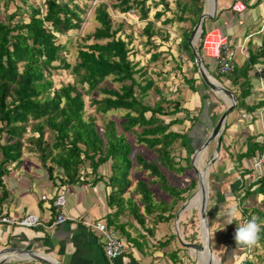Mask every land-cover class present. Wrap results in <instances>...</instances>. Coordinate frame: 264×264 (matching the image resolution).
<instances>
[{
    "label": "trees",
    "instance_id": "obj_1",
    "mask_svg": "<svg viewBox=\"0 0 264 264\" xmlns=\"http://www.w3.org/2000/svg\"><path fill=\"white\" fill-rule=\"evenodd\" d=\"M14 1L0 0L3 12L0 18V206L6 175L20 165L24 152L32 153L56 187L76 181L101 184L108 208L106 226L113 227L133 244L136 238L133 240L125 231L129 220L119 221L121 216L129 217L130 226L135 221L142 228H145V216L153 224L167 222L175 216L176 205L196 186L193 178L181 187L169 179L170 173L191 169L192 150L188 143L199 111L192 113L181 106L182 97L175 95L179 92L177 85L174 90H168L165 81L169 70H155L149 65L158 66V60L169 48L168 29L177 27L179 54L190 60L192 73H197L188 35L204 10L205 0L99 1L93 7L96 25L76 41L72 61L66 58L71 43L67 34L80 28L87 0H38L35 4L24 0V7L15 5ZM171 1L174 8L169 6ZM242 1L247 4V0ZM108 8L121 15L133 13V19L142 22L136 34L123 30L127 22L113 19ZM218 16L216 13L213 18L202 20L194 48L206 70L234 93L233 108L251 123L259 112H264V80L262 90L255 91L260 84L257 68L264 65V38L258 45L248 41L247 56L241 63H234L226 74L219 73L214 64L208 65L209 59L201 51L203 34L217 28ZM59 36L66 38L60 41ZM134 37L144 61L137 56L138 50L133 49ZM226 37L232 47L229 36ZM164 43L166 49H160ZM172 68L181 73L183 82L194 91L198 74L194 78L183 73L179 65ZM61 70L71 77L70 81L53 80V74ZM249 96H253L251 102L246 101ZM85 97H88L87 105L92 107L89 112L85 111ZM112 110L122 112L120 130L113 119L106 118V113ZM97 117L102 120L100 124L96 123ZM184 120L189 122L186 128H174ZM226 127L227 123L221 141ZM126 134H132L136 144L151 150L154 158L148 160L139 152L131 155L132 144ZM239 144L231 155L239 167L236 197H258L261 204L250 210L242 207L241 213L246 220L257 216L264 221V165L255 179L244 182L252 162L264 148V134L248 132L239 139ZM178 148H183L184 156L179 155ZM182 160L184 165L180 163ZM242 160L247 162L246 166ZM132 161L136 169L145 173V178L135 180L130 187ZM155 191L164 198L156 197ZM144 231L150 232V228ZM137 235L142 237L140 233ZM241 255L242 251L239 259ZM245 264H264V229Z\"/></svg>",
    "mask_w": 264,
    "mask_h": 264
},
{
    "label": "crops",
    "instance_id": "obj_2",
    "mask_svg": "<svg viewBox=\"0 0 264 264\" xmlns=\"http://www.w3.org/2000/svg\"><path fill=\"white\" fill-rule=\"evenodd\" d=\"M19 1L22 4L24 0ZM233 1L216 0L215 14L218 13L219 16L217 25L212 24H215L217 28L219 27L226 36H229L232 47L236 51L235 63L240 64L247 56L248 41L252 45H258L264 38V0H247V4L242 11L231 9ZM14 3H16V0ZM178 43L179 35L170 32V40L167 44L170 52L169 58L176 62L169 68L168 76L172 75V77L169 76L165 84L168 86L167 83H169L171 77L174 84L171 83L172 86L169 85L168 89L172 91L176 85L178 86L179 92L175 95L182 97L181 106L192 113L199 111L197 120L191 127L188 143L189 149L193 151L214 126L219 114L224 110L223 104H227V102L219 94L208 90L200 79L195 80V90L192 91L183 82L181 76L178 79L173 78L180 75L178 71L171 70L174 64L179 65L183 73L189 67V69H192L190 60L185 55L179 54ZM160 49L164 50L166 46H162ZM207 62L209 65L213 64L211 59ZM191 74L194 78H197V73L193 72L188 75ZM257 77L260 84L259 88L255 89L256 92L262 90L261 82L264 80V65L258 66ZM252 100L253 96L246 98L247 102ZM228 114L225 118L227 127L222 134V146L220 145L216 157L218 155L219 157L223 156L221 159L219 158L220 160H216L215 157L210 163L207 162L209 165L215 161L212 174L208 177L207 183L211 190L207 202L206 216L211 233V242H214L217 248L218 264H238L242 251V247H237L234 239L237 228L233 222L226 224V217L221 216L232 205L238 206L237 220H240L242 216L241 207L235 194V188L240 184V176L234 167L236 162L232 161L233 158H231L232 160L228 158L227 152L237 150L240 145L238 138L243 139L248 132L264 134V112H259L257 118L251 123H248V119L244 118L245 116L242 117V114L239 115V113L232 115L228 120ZM188 125L189 122L184 120L182 125L177 126L186 128ZM211 143L214 145V150L215 140ZM181 150L184 152L183 148ZM209 159L210 157L208 161ZM242 165L246 166L247 162L242 160ZM56 173L60 175L59 172ZM4 180L5 194L0 206L1 212L12 217L34 213L47 222V227L39 225L21 227L0 224V249L9 246L24 249L46 261L35 260L29 254L17 250H8L0 253V264H108L102 254V236L95 229L86 228L80 222L81 219L103 220L105 222L108 208L101 184L91 185L88 181H76L56 187L55 181L47 177L38 160H26L23 157L20 165L11 169ZM57 191H61L64 195L65 210L70 219L59 224L50 225V221L53 219L52 200ZM155 194L156 197L164 198V196L159 195L158 191H155ZM41 196H44V198ZM195 204L190 208V215L197 214L198 205ZM178 205L179 203L176 205L175 216L167 222L153 224L152 219L145 216V228L139 226L135 221H132L133 226H130L128 223L131 221L129 217L127 215L121 216L119 221L129 220L125 226V231L130 234L133 240L136 238V241L133 244L126 241L124 235L118 234V231L113 227H109L126 242L127 246L124 253L115 258L112 264H193L195 259L191 258V252L196 254L198 250L193 247H185L183 243L192 242L197 244L201 238L204 246H206V234L202 230V234L199 235L197 224V234L194 235L193 229L190 228L187 229L188 234H186L183 228L182 235H185V239L178 236L172 227V220L174 218L178 219L177 215L183 211L181 209L176 212L179 208ZM149 228L150 232L144 231V229L148 230ZM139 233L142 234L141 238H137ZM196 235L198 238L200 237L198 242L193 241ZM191 236L193 239H191ZM164 240L165 244L163 245L161 242ZM202 258L204 259L203 256ZM201 264H206L205 259Z\"/></svg>",
    "mask_w": 264,
    "mask_h": 264
},
{
    "label": "rangeland",
    "instance_id": "obj_3",
    "mask_svg": "<svg viewBox=\"0 0 264 264\" xmlns=\"http://www.w3.org/2000/svg\"><path fill=\"white\" fill-rule=\"evenodd\" d=\"M38 0H27L26 3H33L35 4ZM99 1H113V0H87L86 3L88 4L87 6V9L85 11V14L83 15V21L81 23V26L78 30L76 31H70L68 32L67 36H69L70 38V41L71 43L68 44V50H67V53H66V58L69 60V61H72L74 56H75V53H76V41L80 39V37L87 33V32H90L92 31L93 27L96 25V22L95 20L93 19V7L95 6V4ZM21 1L19 0H16V3L15 5H18L20 7H24L21 3ZM12 6V4H10ZM169 6L171 8H174V4L173 2L171 1V3L169 4ZM12 8V7H11ZM108 12L110 14V16L113 18V19H124L128 24H131L132 26H127V25H124L123 27V30H125L126 32H129L130 30H132V32H134L133 34H136V30L141 27L142 25V22L140 21H137V20H134L129 14H126V15H121L120 13L114 11V10H111L110 8H108ZM2 7L0 6V18L2 17ZM128 13H131V12H128ZM136 21V22H134ZM170 32L173 33H177L179 32V30L177 29V27H174V29H168ZM121 33V32H120ZM122 35V34H121ZM135 36V35H134ZM66 38V36H59V40L60 41H63L64 39ZM169 42V41H168ZM167 42V44H168ZM132 44H134L133 46V49L135 50H138V53H137V56L140 57L143 61L145 60L144 57H141V50H140V46L137 44V37H134V40L132 41ZM163 47L166 46V44L164 43L162 45ZM161 46V47H162ZM165 50V49H164ZM170 52L169 50H167V53L166 55H164L162 58H160L158 60V66H154L153 64H150L149 67L150 68H154L155 70L157 69H160L162 68L163 70H169V68L172 66V64L174 63L170 58ZM163 63V65L160 63ZM209 65V63H208ZM209 67V66H208ZM190 68V67H189ZM187 71H185V73L188 75L189 73H192L191 69H189ZM176 73V72H175ZM209 73V72H208ZM213 73V72H212ZM179 74H181L179 72ZM210 74V73H209ZM211 75V74H210ZM172 77V75H169ZM181 75H176L175 77L173 78H180ZM189 76V75H188ZM212 76V75H211ZM170 77V80H169V83H167V85H171L172 83V78ZM213 77V76H212ZM58 79H62L64 82L66 81H70L71 80V77L63 70L61 71H56V73L53 74V80L56 81ZM174 83H172L173 85ZM171 85V86H172ZM111 86H115V84H111ZM167 86V88H168ZM169 90V89H168ZM171 91V90H170ZM167 92V91H165ZM222 98L227 102V98L225 96H222ZM85 102H86V105H85V111L86 112H89L92 110V107L90 105H87L88 104V97H85L84 98ZM226 107V104H223V109ZM239 111L237 110V108H233L229 114H228V120L230 117H232V115H236L238 114ZM122 112L121 111H109L106 113V118H111L114 120V122L117 124V128L118 130H120V127H119V122L122 121ZM102 122V120L100 119V117H97L96 118V123L97 124H100ZM174 128H181V126L177 127V126H174ZM126 138L127 140H129L132 144V152H131V155H133V153L135 152H139L141 153L144 157H146L148 160H151L154 158V154L151 150H148L144 145L142 144H136L134 142V136L132 134H126ZM239 140V138H238ZM235 142H236V139H235ZM213 143H211V145L208 147V148H205L204 150L201 151L200 155H199V160H198V167L201 169V170H204V172L206 173V179H207V183H208V177H210V174H212L211 172L213 171V165L215 164V161L212 163V164H207L208 162V158L210 157V154L212 153L213 151V146L212 145ZM182 148H178L177 152L179 153V155L181 156H184V152L181 150ZM235 152L234 151H228V158H232L231 155ZM230 154V155H229ZM223 155H221L222 157ZM22 157L24 159H28V160H37L36 156L32 153H28V152H24V154L22 155ZM221 157H219V155L216 157L217 159L216 160H220ZM220 158V159H219ZM134 161H132V168H131V172H130V187L133 185V183L135 182V180L137 179H140V178H144L145 177V173L142 172V171H139L138 168L136 169L134 163ZM181 164H185V161H181L180 162ZM203 167V168H202ZM235 167V170L238 171L239 170V167L238 166H234ZM237 167V168H236ZM202 173V171H201ZM201 173H200V176H201ZM238 173V172H237ZM170 183L178 186V187H181V186H184L186 185L189 180L191 178L195 179L196 181V175L194 173V171L191 169H187L185 170L184 172H180L178 174L176 173H170ZM244 182L247 183L248 182V179H244ZM196 187H194V189L190 192V194L187 196V198L185 199V201L178 205V210L176 212H178L179 210L183 209V207L185 206L184 204L186 203V201L191 197V195L194 193V191L196 190ZM207 189H208V197H207V202H208V199L210 198L209 195H210V190L211 188L209 187V184H207ZM129 190V189H128ZM127 192L126 191L124 193V196L127 195ZM159 193V192H158ZM236 196H238L237 194V191L235 192ZM161 195V194H159ZM163 196V195H162ZM238 204L240 205V207H247L249 210L250 208L252 207H255V206H260V202H258V197H254V196H247L245 198H238ZM200 202L198 204H195L196 206L199 205ZM208 204V203H207ZM190 208L191 207H188V209H185L182 211V214L178 216V219L177 218H174L172 220V227H173V230H175V232L178 234L179 237H182L183 239L184 236L182 235V229L184 228L185 230V233H187V229L190 228V229H193V233L194 235L197 234V214L195 215L194 213L192 215H190ZM249 212V211H248ZM234 223V226L237 228L238 227V224L237 223H240V220H236V221H233ZM189 229V230H190ZM190 235V234H189ZM210 236H211V233H210ZM192 237V236H191ZM193 239V237L191 238ZM198 237L197 235L194 237L193 241L194 242H198ZM212 243V249H213V252L217 258V253H216V247H215V243L214 242H211ZM214 243V244H213ZM197 254V256H196ZM196 254H194L193 252H191V258H194L195 259V262H193V264H201L203 262V258H202V255H200L198 252H196ZM198 257V258H197ZM218 260V258H217ZM192 261V260H191ZM197 261V262H196ZM207 264V263H206Z\"/></svg>",
    "mask_w": 264,
    "mask_h": 264
},
{
    "label": "built area",
    "instance_id": "obj_4",
    "mask_svg": "<svg viewBox=\"0 0 264 264\" xmlns=\"http://www.w3.org/2000/svg\"><path fill=\"white\" fill-rule=\"evenodd\" d=\"M245 5L242 0H234L231 4V9L242 11ZM132 18H135L133 13H129ZM201 51L203 56L213 60L219 73L226 74L233 68L235 63L236 51L230 47L227 37L218 28L207 30L201 39ZM245 115L242 114V117ZM264 165V148L258 153L256 159L251 164V171L247 174V179L253 180L257 177L260 166ZM44 198V196H41ZM241 211V209H240ZM53 219L50 225L59 224L67 219H70L65 210V198L61 191H57L52 200ZM246 221L244 215L240 218V223ZM81 224L86 228L95 229L102 236V254L108 264H112L114 259L124 253L126 242L117 236L112 229L106 226L103 220H87L81 219ZM0 224L34 227H47V222L40 218L37 214L26 213L20 217H12L4 212H0ZM252 247H242V255L238 260V264H245L247 258L251 255Z\"/></svg>",
    "mask_w": 264,
    "mask_h": 264
},
{
    "label": "water",
    "instance_id": "obj_5",
    "mask_svg": "<svg viewBox=\"0 0 264 264\" xmlns=\"http://www.w3.org/2000/svg\"><path fill=\"white\" fill-rule=\"evenodd\" d=\"M206 1H208L210 4L209 9L203 10V12L199 15L196 22L192 26V30H191L190 34L188 35V47H189L190 52L193 56V63L196 66L199 79L202 81L204 86L206 88H208V90H210L211 92L219 94L220 96L227 97V104H226V107L224 108V110L219 114L214 126L209 130L207 135L202 139V141L191 152V154L189 156V163L191 165L192 170L194 171V173L196 175V186L201 191V200H200V204L197 207L198 232H199V235L202 234V230L205 232V234H206L205 242H206L207 251L210 254V256H215L213 249H212L211 236H210L209 225H208L207 216H206L207 197H208L207 179H206V175H205L203 180L201 179V176L198 174L197 170L195 169L193 162H194V159L196 158V156L202 150H204L209 145V143H211L213 140H215V147H214L213 152L211 153V156H210L208 163L213 161V159L216 157V155L219 152V148H220L221 132H222L223 127H224L226 115L235 106L236 100H235V95L231 90H229L228 88L221 85L214 77H212L208 73V71L206 70V68L203 65L202 58L200 57L199 53L194 48V44H195V42L198 38V35L201 31L202 20L204 18H213L215 11H216V0H205V2ZM205 2H204V4H205ZM183 244L185 247H193L195 250H201L204 247V244H203L201 238L199 239V243H197V244L192 243V242H184ZM8 250H17L19 252L29 254L31 256V258H33L35 260L46 261V260L40 258V256L32 254L30 251L20 249V248H13L10 246L5 247V248H1L0 253L8 251ZM207 264H210V263L208 262Z\"/></svg>",
    "mask_w": 264,
    "mask_h": 264
},
{
    "label": "clouds",
    "instance_id": "obj_6",
    "mask_svg": "<svg viewBox=\"0 0 264 264\" xmlns=\"http://www.w3.org/2000/svg\"><path fill=\"white\" fill-rule=\"evenodd\" d=\"M238 206L232 205L221 216H225L226 224H231L237 220ZM238 227L235 232V242L237 247H252L260 239V233L264 229V221H261L259 217L252 216L250 219L243 223H237Z\"/></svg>",
    "mask_w": 264,
    "mask_h": 264
},
{
    "label": "bare ground",
    "instance_id": "obj_7",
    "mask_svg": "<svg viewBox=\"0 0 264 264\" xmlns=\"http://www.w3.org/2000/svg\"><path fill=\"white\" fill-rule=\"evenodd\" d=\"M209 2L206 1L205 2V7H204V10H208L209 9ZM210 78V77H209ZM212 80V79H211ZM213 81V80H212ZM227 98V97H226ZM201 153V152H200ZM199 153V154H200ZM199 154L196 156V158L194 159V167L195 169L197 170L198 174L200 175L201 171V179L203 180L204 177H205V172L204 170H201L199 167H198V160H199ZM203 168V167H202ZM197 189L194 191V193L191 195V197L186 201L185 203V206L184 208L186 209L187 207H192L195 203H198L200 202L201 200V191L199 190L198 187H196ZM183 208V210H184ZM182 214V212L179 214V216ZM200 255H202L206 261V263H210V264H218V261H217V258L216 256H210V254L208 253L207 251V247L204 246L201 250H198L197 251Z\"/></svg>",
    "mask_w": 264,
    "mask_h": 264
}]
</instances>
